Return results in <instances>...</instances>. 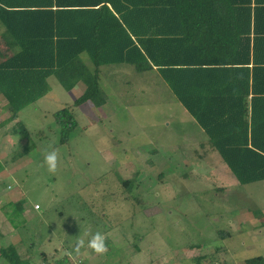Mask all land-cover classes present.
I'll return each mask as SVG.
<instances>
[{
	"label": "rangeland",
	"instance_id": "374dc122",
	"mask_svg": "<svg viewBox=\"0 0 264 264\" xmlns=\"http://www.w3.org/2000/svg\"><path fill=\"white\" fill-rule=\"evenodd\" d=\"M1 33L0 25V62L17 51ZM81 60L94 70L87 55ZM98 70V105L74 107L84 85L68 93L52 77L44 98L7 121L0 95V264L82 253L83 264L264 260V182L238 184L156 72ZM62 109L73 115L72 130L54 120ZM53 150L55 174L45 163ZM96 232L105 237L102 256L87 248Z\"/></svg>",
	"mask_w": 264,
	"mask_h": 264
},
{
	"label": "trees",
	"instance_id": "16d2710c",
	"mask_svg": "<svg viewBox=\"0 0 264 264\" xmlns=\"http://www.w3.org/2000/svg\"><path fill=\"white\" fill-rule=\"evenodd\" d=\"M0 25L19 49L0 62L7 121L52 77L68 93L84 85L74 107L98 105V68L130 65L157 73L238 184L264 182V0H0ZM53 117L72 130L68 109Z\"/></svg>",
	"mask_w": 264,
	"mask_h": 264
},
{
	"label": "clouds",
	"instance_id": "9594fccd",
	"mask_svg": "<svg viewBox=\"0 0 264 264\" xmlns=\"http://www.w3.org/2000/svg\"><path fill=\"white\" fill-rule=\"evenodd\" d=\"M19 51V49H17ZM45 163L48 167V171L51 174H55L58 169V154L56 150H53L45 155ZM85 247V241L80 239L77 241L75 251L79 253L80 249ZM87 248L91 249L97 255H104L108 249L105 244V237L100 233L96 232L91 235V238L87 242Z\"/></svg>",
	"mask_w": 264,
	"mask_h": 264
},
{
	"label": "built area",
	"instance_id": "2783aa9c",
	"mask_svg": "<svg viewBox=\"0 0 264 264\" xmlns=\"http://www.w3.org/2000/svg\"><path fill=\"white\" fill-rule=\"evenodd\" d=\"M35 209H37V207L35 206ZM44 264V263H42ZM61 264H83V260L81 258H76V257H70L67 258L63 263Z\"/></svg>",
	"mask_w": 264,
	"mask_h": 264
},
{
	"label": "crops",
	"instance_id": "0c3cea01",
	"mask_svg": "<svg viewBox=\"0 0 264 264\" xmlns=\"http://www.w3.org/2000/svg\"><path fill=\"white\" fill-rule=\"evenodd\" d=\"M1 37H4L2 33H1ZM0 40H1V39H0ZM3 43L6 44V41H3ZM72 91H73V90H72ZM1 96H2V95H1ZM1 98H2V97H1ZM5 102H6V101H5ZM1 124H2V122H0V125H1ZM82 255H83V253H82ZM82 255H80V256H78V257H79V258L81 257V259H82V257H83ZM83 259H84V258H83Z\"/></svg>",
	"mask_w": 264,
	"mask_h": 264
}]
</instances>
